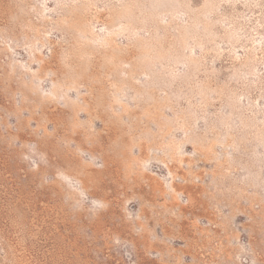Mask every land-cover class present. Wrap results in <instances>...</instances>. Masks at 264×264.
<instances>
[{
    "label": "rangeland",
    "instance_id": "rangeland-1",
    "mask_svg": "<svg viewBox=\"0 0 264 264\" xmlns=\"http://www.w3.org/2000/svg\"><path fill=\"white\" fill-rule=\"evenodd\" d=\"M0 264H264V0H0Z\"/></svg>",
    "mask_w": 264,
    "mask_h": 264
}]
</instances>
